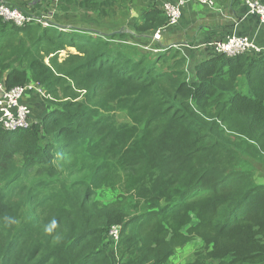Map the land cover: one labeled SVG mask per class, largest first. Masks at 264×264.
I'll list each match as a JSON object with an SVG mask.
<instances>
[{"label": "trees", "instance_id": "1", "mask_svg": "<svg viewBox=\"0 0 264 264\" xmlns=\"http://www.w3.org/2000/svg\"><path fill=\"white\" fill-rule=\"evenodd\" d=\"M117 1L65 4L106 14ZM54 16L0 19V84L50 96L28 129L0 127V264H115L111 244L118 264H169L196 240L184 264H264V52L157 47L156 6L132 35L64 32ZM67 47L81 56L59 63Z\"/></svg>", "mask_w": 264, "mask_h": 264}, {"label": "crops", "instance_id": "2", "mask_svg": "<svg viewBox=\"0 0 264 264\" xmlns=\"http://www.w3.org/2000/svg\"><path fill=\"white\" fill-rule=\"evenodd\" d=\"M0 1L9 6L20 8L29 15L36 17L42 16L45 11V6L41 0ZM165 2L177 3L176 0H128V4L123 8V11L131 14V19L128 20L127 18L124 20L119 30L116 29L119 27L118 22L120 23V21L117 23L113 22L110 26L114 27V29H109L111 30L109 35L115 32L118 33L124 27L133 28L138 20H142V15L148 8L156 6L161 10ZM181 10L182 18L179 24L169 28L167 31H163L162 40L157 43V47L164 48L172 45L189 46V49H183L189 51L192 58L194 56L198 58L204 51L203 45L222 40L232 34L255 39L260 46H264V27L260 24L257 17L249 14L243 0H217V7L214 10L193 0H187L182 5ZM150 37L148 36L147 38ZM195 53L197 55H193ZM1 94L0 91V97ZM39 102V96L35 93L31 95L27 94L23 99V103L29 106L32 111V121H34L33 116H35L33 109H36Z\"/></svg>", "mask_w": 264, "mask_h": 264}, {"label": "built area", "instance_id": "3", "mask_svg": "<svg viewBox=\"0 0 264 264\" xmlns=\"http://www.w3.org/2000/svg\"><path fill=\"white\" fill-rule=\"evenodd\" d=\"M32 1V0H30ZM42 2L45 0H41ZM177 3L165 2L162 7V12L166 16L168 22L167 26L154 33L152 39L154 42H160L162 40L163 31H167L169 28L175 27L179 24L182 18V5L187 0H176ZM194 2L206 5L211 9H215L214 0H193ZM250 15L257 17L260 24L264 27V5L259 0H243ZM0 19L4 22L13 24L18 28L25 27L26 25L36 22L44 27L50 26V18L48 16H32L17 7H12L0 1ZM124 44V42H122ZM173 48H186L185 45H172ZM203 49H209L214 55H224L226 57L235 58L243 54L252 53L259 54L264 52V46H260L255 39L239 35H230L226 38L203 45ZM145 50L158 53L159 51L151 48L150 46L144 47ZM0 127L7 132H14L19 130L28 129L32 121V111L29 106L23 103V99L27 94L35 92L36 94L50 99V96H46L45 92L37 84H31L27 87H17L12 90H6L3 84H0ZM46 96V97H45ZM121 227L114 226L108 233V238L114 244H117L120 238Z\"/></svg>", "mask_w": 264, "mask_h": 264}, {"label": "rangeland", "instance_id": "4", "mask_svg": "<svg viewBox=\"0 0 264 264\" xmlns=\"http://www.w3.org/2000/svg\"><path fill=\"white\" fill-rule=\"evenodd\" d=\"M63 1L64 2H62L61 0H45V2L44 1L42 2V4L47 9L46 13L50 11L51 13H54L55 16L52 22L62 26V28L60 29L63 30L64 32H68L72 29H79V30H84L85 32H87L92 36L102 37L103 35L107 36L111 33V30L109 29H114V27L110 26L113 22L117 23L118 21H120V23L118 22L119 27L116 29L119 30L124 20H126L127 18L128 20L131 19V14H128V12L123 11V8L126 7L128 4V0H118L115 6L111 8L105 7L106 14L89 13L87 11L78 8V6L74 4V2L70 4L69 3L65 4L66 0ZM62 6L67 7V9L63 10ZM122 29L119 32L123 31L128 35H132L131 33V31H133L132 27H126V28L124 27ZM134 41H136L137 43H141L143 45L148 43V42L147 43L141 42L140 40L137 39H135ZM188 44L191 45L190 43ZM115 45H118V42H115ZM204 50L211 52V50L209 49L206 50V48ZM58 53H57V57L59 63H63L72 55L81 56L76 49L71 47H67L65 50H62L61 52ZM54 56L55 55H52L51 57ZM198 58L201 59L203 57L199 55ZM45 63L46 64L50 63L49 58L45 59ZM38 96L40 102L37 105L36 109L32 108L35 114V116H33L34 121L42 120V118L49 111V103L46 101L44 97L40 95ZM97 191H102L100 194V200L107 204H114L121 197H126L128 193H130V191H128L126 188V185H125V190L122 187H118L116 190L98 189ZM192 244L195 245L196 247L190 245L187 246L186 248H183L182 251H178L176 256L170 260L169 264H184L192 260L193 252L197 249V247H199L200 242L196 240L195 242H192ZM112 250L114 252H112ZM108 251L113 259V263L118 264L115 245L111 244L110 248H108Z\"/></svg>", "mask_w": 264, "mask_h": 264}, {"label": "bare ground", "instance_id": "5", "mask_svg": "<svg viewBox=\"0 0 264 264\" xmlns=\"http://www.w3.org/2000/svg\"><path fill=\"white\" fill-rule=\"evenodd\" d=\"M42 15H45V16H48L50 19H51V17L54 15V13H49V14H44V12H43V14ZM8 23V22H7ZM11 24V23H10ZM13 25V24H12Z\"/></svg>", "mask_w": 264, "mask_h": 264}, {"label": "clouds", "instance_id": "6", "mask_svg": "<svg viewBox=\"0 0 264 264\" xmlns=\"http://www.w3.org/2000/svg\"><path fill=\"white\" fill-rule=\"evenodd\" d=\"M55 225V221H53V226Z\"/></svg>", "mask_w": 264, "mask_h": 264}]
</instances>
